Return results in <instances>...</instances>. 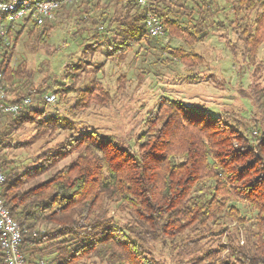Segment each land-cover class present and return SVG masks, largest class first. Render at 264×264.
Segmentation results:
<instances>
[{
    "label": "trees",
    "instance_id": "obj_1",
    "mask_svg": "<svg viewBox=\"0 0 264 264\" xmlns=\"http://www.w3.org/2000/svg\"><path fill=\"white\" fill-rule=\"evenodd\" d=\"M108 1L112 12L105 10L103 0H79L63 5L54 19L41 25L22 20L10 33V45L0 42L4 91L13 102L30 99L17 114L1 117L0 148L24 123L35 124L36 139L61 126L56 117L35 118L41 110L31 104L46 89L33 88L32 73L22 63L10 66L14 43L24 29L33 43L44 46L62 11L75 17V38L93 32L95 41L86 43L83 54L91 55L105 44L111 58L141 47V42L152 46L165 35L178 37L189 48L167 47V53L192 69L205 62L194 43L202 41L210 27H224L214 21L223 9L218 0H147L164 29V35L153 37L144 26L146 7L132 0ZM224 1L233 13L228 26L236 39L234 44L224 35L226 46L234 58L253 64L264 42V0ZM249 13H254L253 20ZM99 33L104 44L97 39ZM84 70L85 63L68 67L71 85L55 84L53 94L61 99L71 92ZM94 89H82V95L90 98ZM241 94L251 102L253 117L230 120L205 107L161 97L147 112L132 145L85 129L48 148L37 163L22 170L0 156L5 175L0 198L24 226L21 247L26 260L168 264L146 248L150 241H163L175 245V264H264V88ZM94 98L103 96L94 93ZM66 158L68 163L59 167ZM237 203L247 204L249 213ZM111 207L126 214L123 224L113 219ZM34 230L39 232L36 237L31 236ZM206 235L214 240L208 247L201 243Z\"/></svg>",
    "mask_w": 264,
    "mask_h": 264
},
{
    "label": "rangeland",
    "instance_id": "obj_2",
    "mask_svg": "<svg viewBox=\"0 0 264 264\" xmlns=\"http://www.w3.org/2000/svg\"><path fill=\"white\" fill-rule=\"evenodd\" d=\"M103 1L107 3L105 10L112 12L111 2ZM217 3L218 8L223 9L214 17V21L223 22L224 27H210L202 41L194 43L193 49L205 57V62L192 69L172 59L167 53V47L189 48L178 37L165 35L152 46L141 42V47L134 46L125 54L111 58L106 56L103 33H99L97 39L104 45H100L91 55L83 54L86 43L95 41L91 36L93 32H82L75 38L73 32L78 28L75 17L67 16L62 11L56 16L44 46L33 43L24 29L14 43L10 66L22 63L32 73L29 81L33 88L46 89L37 94L35 98L39 99H34L31 104L41 110L35 114V118L56 117L61 121V126L48 129L43 137L36 139L35 124L24 123L8 134L0 148V156L8 161V166L22 170L37 163L39 156L48 148H53L70 134H78L85 129L113 135L126 145H132L142 130L147 112L161 97L199 105L230 120L253 117L252 104L241 92L249 93L253 88H264V42L260 44L253 64L241 60L240 56L234 58L223 38L226 35L231 43L236 41L228 26L233 13L224 0H218ZM254 16V13L248 15L250 20ZM80 63H85V70L72 84L73 90L61 99L54 94L53 103L44 100L45 95L57 89L55 84L71 85L66 76L67 68ZM195 75H199V80L193 79ZM91 85L95 89L90 98L84 97L81 90ZM94 93L102 94L103 98H94ZM83 97L85 99L80 100ZM68 161V158L62 160L58 166ZM47 176V173L43 174L37 180ZM237 207L249 213L247 204L237 203ZM111 214L119 224L127 219L125 213L113 207ZM213 241L210 235H206L201 243L208 247ZM146 248L156 258L168 264L176 263L174 244L150 241Z\"/></svg>",
    "mask_w": 264,
    "mask_h": 264
},
{
    "label": "built area",
    "instance_id": "obj_3",
    "mask_svg": "<svg viewBox=\"0 0 264 264\" xmlns=\"http://www.w3.org/2000/svg\"><path fill=\"white\" fill-rule=\"evenodd\" d=\"M79 0H0V42L5 45L11 43V31L22 20L33 22L37 25L47 20L54 19L56 12L63 6H68ZM142 7L144 12V26L147 33L153 37L164 35V29L159 17L148 8L147 0H132ZM0 73V119L4 115H15L25 105L29 98L13 102L6 94L2 85ZM49 103L55 101V95H45ZM1 145V138H0ZM5 181V175L0 171V187ZM24 226L20 225L8 212L3 200L0 198V249L4 264H55L53 261L39 258L28 262L22 251V234ZM43 232V230H41ZM38 230L31 232V236H38Z\"/></svg>",
    "mask_w": 264,
    "mask_h": 264
}]
</instances>
